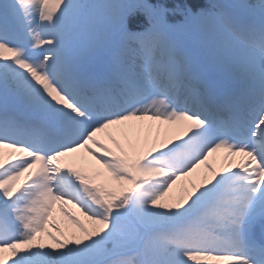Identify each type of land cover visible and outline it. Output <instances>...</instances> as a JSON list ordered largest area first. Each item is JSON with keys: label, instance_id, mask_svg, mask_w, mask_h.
<instances>
[{"label": "snow or ice", "instance_id": "1", "mask_svg": "<svg viewBox=\"0 0 264 264\" xmlns=\"http://www.w3.org/2000/svg\"><path fill=\"white\" fill-rule=\"evenodd\" d=\"M204 5L0 0V264H264V0Z\"/></svg>", "mask_w": 264, "mask_h": 264}, {"label": "trees", "instance_id": "2", "mask_svg": "<svg viewBox=\"0 0 264 264\" xmlns=\"http://www.w3.org/2000/svg\"><path fill=\"white\" fill-rule=\"evenodd\" d=\"M150 2H152V3H157V2L164 3L165 6L168 8H173L176 6V4H179L181 7H183L184 4L187 3V4L191 5L193 11H196L198 8L205 6L204 0H150ZM182 19H183V17H181L179 15H175V16L169 15L168 16V20L170 22H176V21H179ZM144 24H145L144 17L139 13H137V15L132 17L129 21V27L132 30H137L141 26H143Z\"/></svg>", "mask_w": 264, "mask_h": 264}]
</instances>
